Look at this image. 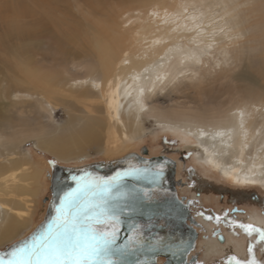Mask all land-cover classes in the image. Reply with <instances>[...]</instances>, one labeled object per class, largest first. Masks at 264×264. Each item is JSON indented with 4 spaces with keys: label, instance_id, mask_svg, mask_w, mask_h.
I'll return each mask as SVG.
<instances>
[{
    "label": "rangeland",
    "instance_id": "374dc122",
    "mask_svg": "<svg viewBox=\"0 0 264 264\" xmlns=\"http://www.w3.org/2000/svg\"><path fill=\"white\" fill-rule=\"evenodd\" d=\"M24 1L26 7L17 0H0V134L3 135L0 165L6 162L4 158L8 149L12 151L15 146V155L9 157L27 160V166L37 172L38 197L28 229L0 245V250L30 234L44 220L52 196L51 161L65 166L108 162L128 153L140 154L143 147L148 149L147 157L167 155L177 162L176 178L183 183L178 193L189 199L192 215L200 210L211 214L222 231L227 229L234 238L245 241L247 249L256 243L258 235L249 236L240 224L250 223L247 215L255 208L252 201L263 215L264 186L244 188L230 184L222 172L205 163L202 158L205 155L200 153L197 143L164 124L169 120L182 124L212 121L236 101L244 99L247 90L264 98V0H250L241 6L239 17L244 22L245 35L230 45L228 55L212 50V55L209 54L203 62L192 64L177 78L169 77L157 87L148 104L160 105L169 118L143 116L141 131L131 141L122 144L119 150L89 145L82 155L67 158H58L55 153L39 146L38 135L34 132L37 128L35 121L47 122V130H55L81 116L86 117L88 109L99 110L101 107L103 113L100 116H105V102H101L98 96L89 100L68 96V93L77 94L71 82L87 75L90 72L87 66L96 63L93 37L103 30H106L103 36L108 34L107 40L109 35L125 34L126 49L134 51V36L130 32L141 23L137 20L136 9L145 8L144 4L150 0ZM73 18L85 20L94 27L88 31L78 25L80 30L77 31ZM68 27L73 36L70 40L66 39L69 38L66 34ZM97 28L102 29L101 32ZM46 68L53 72V77L40 76L39 70ZM58 88L61 89L59 93ZM125 103L121 96V113L125 111ZM16 128L25 130V133L16 137ZM253 194L259 196L258 201L252 198ZM217 216L219 221L215 219ZM202 224L208 228L205 222ZM209 239L213 240L209 232L199 227L192 264L197 261L202 264H235L234 260L230 262V258L237 255L235 251L208 253ZM256 247L257 257L264 258V242L256 243Z\"/></svg>",
    "mask_w": 264,
    "mask_h": 264
},
{
    "label": "bare ground",
    "instance_id": "6f19581e",
    "mask_svg": "<svg viewBox=\"0 0 264 264\" xmlns=\"http://www.w3.org/2000/svg\"><path fill=\"white\" fill-rule=\"evenodd\" d=\"M17 1L26 7L27 2ZM42 1L39 0L40 3ZM249 2L150 0L144 4L145 8L136 9L139 15L137 20H141V23L130 32L134 36V51L126 49L125 34L115 37L109 35L110 39L107 40L105 37L108 34L103 36L106 33L103 30V33L93 37L96 63L87 66V71H90L87 75L71 82L77 94L67 95L81 96L87 100L98 96L101 102H105V116H100L103 113L101 107H98L99 110L88 109L86 117L81 116L55 130H47V122L36 120L37 128L34 132L38 135L39 146L55 153L58 158L82 155L89 145L119 150L122 144L131 141L141 131L140 120L143 116L169 118L170 115L160 105L149 106L148 99L165 80L169 77L177 78L192 64L203 62L212 50L228 55L230 45L245 35L244 22L239 12L241 6ZM73 20L77 31L80 30L78 25L88 31L94 27L85 20ZM97 29L100 32L102 30ZM66 34L69 35L66 39L73 38L69 27ZM39 73L47 78L54 76L48 69H40ZM56 90L59 93L61 89ZM121 96L122 100H126L123 113L120 112ZM178 123L169 120L164 125L180 131L185 139L197 143L200 153L205 155L202 157L205 163L213 170L222 172L230 184L244 188L264 186L262 96L247 90L244 99L236 101L229 109L212 118V121ZM201 130L205 135H200ZM16 133V137H19L25 130L17 129ZM2 136L0 134V143L3 141ZM15 148L13 146L12 151L8 149L4 158L6 162L0 165V245L19 237L28 229L33 221L38 197V174L27 166V160L9 157L15 155ZM245 176L254 179L256 183H237L235 177L243 180ZM251 203L255 208L247 215V219L257 226L264 225V213H259L255 203ZM200 214L197 216L201 223L207 224L208 228H203L208 232L219 228L215 220H209L204 213ZM223 232L224 242L213 235L214 241L208 240V253L235 251L236 258L250 257L245 241L234 238L227 229ZM158 261L161 263L162 258Z\"/></svg>",
    "mask_w": 264,
    "mask_h": 264
},
{
    "label": "snow or ice",
    "instance_id": "6c2138e0",
    "mask_svg": "<svg viewBox=\"0 0 264 264\" xmlns=\"http://www.w3.org/2000/svg\"><path fill=\"white\" fill-rule=\"evenodd\" d=\"M200 135L205 133L201 130ZM149 163L129 166L113 176L80 170L59 178L51 217L28 237L0 251V264H158L155 257L162 250L188 255L193 247L190 242L168 241L151 231L153 217L144 205L151 202L152 192L139 184L146 179L161 182L164 165L149 167ZM235 179L256 183L249 176ZM138 217H146L147 223ZM240 227L249 236L257 234L256 243L264 242V225ZM256 243L248 248L250 258L233 256L230 262L264 264V258L256 255Z\"/></svg>",
    "mask_w": 264,
    "mask_h": 264
},
{
    "label": "water",
    "instance_id": "95a60500",
    "mask_svg": "<svg viewBox=\"0 0 264 264\" xmlns=\"http://www.w3.org/2000/svg\"><path fill=\"white\" fill-rule=\"evenodd\" d=\"M147 154L148 149L143 147L140 154L128 153L121 158L108 162H93L81 166H65L51 161L52 196L49 200L44 220L39 225H37L31 233L37 230V228L45 223L53 214V208L56 201V188L59 178L66 177L70 172L75 171L79 173L80 170H85L95 175L113 176L117 171L127 169L129 166H144L146 161L150 162L148 165L149 167H154L157 164H163L164 172L161 182L153 184L150 180L146 179L141 181L139 184V187L143 189H150L152 192L151 202L144 205L145 211L150 213L153 217L152 224L154 227H152L151 231L165 237L168 241H188L193 245V247L190 250V253L186 256L173 255L166 250H162L156 255L155 259L157 260L158 264V259L160 258L164 259V262L161 264H185V262L192 264L195 260V256L192 258L189 257H191L192 252L196 249L198 233L192 226L186 224L188 215L187 208L189 204H184V202L179 199L176 191V185L182 183L176 178L177 162L167 155L147 157ZM138 219L142 223H147L146 217H138ZM189 220L193 224L199 226L198 222H196L192 217H190ZM30 234L24 238L28 237ZM218 239L223 242L224 235L219 233ZM17 241L0 251L7 250Z\"/></svg>",
    "mask_w": 264,
    "mask_h": 264
},
{
    "label": "flooded vegetation",
    "instance_id": "af4514ba",
    "mask_svg": "<svg viewBox=\"0 0 264 264\" xmlns=\"http://www.w3.org/2000/svg\"><path fill=\"white\" fill-rule=\"evenodd\" d=\"M183 185V183H181V184H179V185H176V191H177V194H178V196H179V199H181L183 202H184V204H189L188 205V208H187V213H188V215H187V221H186V224H188V225H190V226H192L195 230H196V232L198 233V228L200 227V228H202V230H204V231H207V229H204L203 227V224L201 223V220L200 221H198L199 220V218L200 217H198L197 215L199 214V215H201L200 213H204V214H206L204 211H199V212H196L194 215H192L191 214V212H190V202H189V199H186L185 197H183V196H180L179 195V193H178V188H179V186H182ZM252 198L253 199H255V200H259V197H258V195H256V194H253L252 195ZM209 216H211V214H206V217L208 218ZM190 217H192L196 222H198V224H199V226H197V225H195V224H193L189 219H190ZM212 217V216H211ZM209 219V218H208ZM213 219V218H212ZM209 220H211V219H209ZM218 225V224H217ZM221 227L219 226V228H216L213 232H209V236H211V237H217V239H218V234L219 233H222L223 235H224V232L220 229ZM213 235V236H212ZM198 238V237H197ZM219 240V239H218ZM220 241V240H219ZM224 241H225V236H224ZM223 241V242H224ZM221 242V241H220ZM253 244V243H252ZM197 246V245H196ZM194 255L193 254H191V257H189V258H192ZM164 262V259L162 258V262L161 263H163ZM160 263V264H161Z\"/></svg>",
    "mask_w": 264,
    "mask_h": 264
}]
</instances>
